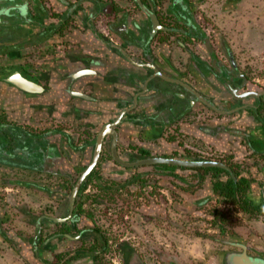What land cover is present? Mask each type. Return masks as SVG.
Returning <instances> with one entry per match:
<instances>
[{
    "label": "crops",
    "instance_id": "1",
    "mask_svg": "<svg viewBox=\"0 0 264 264\" xmlns=\"http://www.w3.org/2000/svg\"><path fill=\"white\" fill-rule=\"evenodd\" d=\"M141 2L155 21L135 0H0V247L20 264H26L24 257L35 260L30 245L39 238L42 220L68 213L73 187L92 161L97 134L106 126L117 134V154L125 155L128 149L161 155L181 149L167 137L172 132L183 133V146L221 139L218 147L248 168V197L264 209V115L206 112L170 81L191 84L199 95L215 98L213 103L223 83L221 72L233 78L226 76V81L237 89L239 80L245 83L247 76L236 61L240 50L223 37L252 32L249 10L255 8L254 0ZM170 6H180L177 18ZM161 23L165 30L157 29ZM241 44L248 50V44ZM12 72L35 88H17L9 78ZM245 126H252V133L242 135ZM224 127L231 130L223 133ZM216 134L218 140L208 137ZM104 141L91 177L119 180L102 176L118 168L107 158L111 136ZM209 181L177 187L171 181L173 187L163 189L173 195V214L193 219L192 227L212 231L205 244L215 246L213 259L220 264L235 252L232 248L244 244L228 237L233 230H228L229 223L218 218L214 224L207 216L224 205L243 214L244 223L264 230V215L249 217L210 197ZM86 185L82 182L76 201ZM158 207L151 202L137 210L151 219L165 211ZM11 262L0 256V264Z\"/></svg>",
    "mask_w": 264,
    "mask_h": 264
},
{
    "label": "rangeland",
    "instance_id": "2",
    "mask_svg": "<svg viewBox=\"0 0 264 264\" xmlns=\"http://www.w3.org/2000/svg\"><path fill=\"white\" fill-rule=\"evenodd\" d=\"M254 2L255 8L249 10L254 15L251 20L252 32H233L232 37H228V32L223 38L240 50L236 57L239 71L248 80L257 81L258 86L264 88V0ZM169 8L177 18L180 6ZM237 40H240L239 45L235 43ZM241 43L248 44L249 51ZM167 137L175 138L181 145L186 143L184 138L170 133ZM167 172L169 171L162 168H139L136 171L137 180L130 186L118 181L110 183L98 180L96 176L91 177L84 190L85 194L79 196L76 204L79 212L89 218L104 235L105 247L95 264H125L127 252L135 256L129 264H134L133 259L138 264H219L213 259L215 246L205 244L212 231L192 227L190 224L193 219L173 214L170 211L173 195L158 187V182L172 181L176 186H184L189 182L194 183V180L188 179L186 183L174 181L167 176ZM151 202L157 203L160 211L165 210L162 216L158 214L151 219L141 217L136 208L142 205L148 207ZM213 205L210 204V208ZM223 206L217 207L223 210V217L221 214L219 218L224 223H229L228 230L233 228L229 230L228 237L241 241L252 257L264 258V246L260 243L264 240V230L249 226L244 223L243 214ZM252 236L258 239H253ZM95 247H98L97 243ZM97 249L99 248L95 250ZM225 249L230 248L223 246V250ZM237 249L239 248L234 247L231 250ZM0 256H6L12 264H20L12 252H6L2 247Z\"/></svg>",
    "mask_w": 264,
    "mask_h": 264
},
{
    "label": "flooded vegetation",
    "instance_id": "3",
    "mask_svg": "<svg viewBox=\"0 0 264 264\" xmlns=\"http://www.w3.org/2000/svg\"><path fill=\"white\" fill-rule=\"evenodd\" d=\"M158 25H159V26H157L158 30H165L162 27V23L158 24ZM206 43H208V41ZM13 73L14 72H12L9 75V78L10 77L13 78L14 75L17 74V73H15V74H13ZM221 73H224V76H223L224 79H223V83L218 84L219 90H215L217 92L216 101L214 102L216 105L213 103L215 98H212L211 96H209V98L207 96L206 97L202 96L204 98V100H206L208 103H210L212 105V107H208L202 101L195 98L186 89H184L183 87H181V88L184 91H186L187 93H189V95L191 94L190 98H192L193 101H197L198 103H200L199 105H200L201 109L206 111V112H214L216 115L228 117V116H230L231 113L226 114L227 112L235 111L234 112L235 114L238 113V114L243 115V113H245L248 115V114L252 113L253 116H257L258 118L262 117V115H264V88L256 85L253 81L248 80L246 78L245 83H243V81L239 80L240 84H239V88L237 89V88H235V85L234 86L232 85L231 82L227 83V81H226V78L228 77L227 73H225V72H221ZM218 74H220V73H218ZM228 78L233 79L232 77H228ZM2 79L7 80L8 78L3 77ZM207 80L208 81L212 80L211 76H207ZM2 82L6 83L5 80ZM210 82L208 84H210ZM186 84H188L189 86L192 87L191 84H189V83H186ZM233 91H234V93H232ZM238 92H239V94H238ZM244 121H246V120H244ZM230 128L231 127H224L223 133L230 131L231 130ZM241 128L242 129L244 128L243 129L244 134L242 133V135H245V133H248V132L252 133V131H253L252 126H245V127H241ZM172 134L174 136H177L178 138H183V136H184L183 133L179 134L176 132H172ZM107 136H111V135H106L105 138ZM218 136L219 135H217V134H216V136L208 135V137H212V138H215L217 140L219 139ZM248 136H250V135L248 134ZM105 138H104V140H105ZM172 140H174L173 143H175L176 147H178V148L180 147L181 149H178V148H177L178 150H174V149L171 150L170 149V151L167 155H164V154L161 155V154H156V153L148 154L147 150H142V149H138L136 152H134V154H132L131 150L128 149L129 152L128 151L126 152L128 155L127 154L126 155L125 154H117V156L125 163H134V162H137V161H140L143 159H147V158H168V159H177V160H184V161L217 162V163H221V164L225 165L229 169L230 173L234 170H235V172L237 171V172H243V173H244V171L245 172L249 171L248 168H245V166L243 167L240 164H238L233 159V155L231 153L224 152L218 147V145H220L219 142L221 141V139H219V141H203V140H201V141L195 143V145H199V147L198 146H191V145L183 146L180 144V142L178 140L175 141V138H173V137H172ZM104 143H105V141H103V143H102V148H101V151H100V154L98 157V161H97L95 167L84 178L83 184L84 183L86 184L87 178H91V176L93 175V170L96 168V166H97V164H98V162L102 156L101 154H102L103 147L105 145ZM111 147H112V136H111V141L106 146V149L109 151L107 158L110 161L112 160V163H114V165H116L119 169L123 168V170H128V171L126 173L124 172V174L118 173L119 175H113L114 177H120V179L119 180H111L110 183H115L116 181H118L122 184H125V186L126 185L130 186L137 180V177H138V175L136 174L137 169L144 168V167L159 168V167H157L158 165H165V164H156V165H150V166L143 165V166H138V167H123V166L117 164L115 162V160L113 159ZM116 150H117V147H116ZM93 152H94V148H93ZM92 158H93V156H92ZM168 166H174V165H168ZM177 167H180V166H177ZM182 168H189V167H182ZM198 168H209V167H198ZM211 168H219V167H211ZM162 169H165V168H162ZM165 170L169 171V172H167V176L169 178L173 179L174 181L178 180L172 176V175H174L173 169H165ZM224 170H226V169H224ZM226 171H228V170H226ZM197 175L198 174H194L192 172H186V176L184 177V182L186 183V180H188V179H192L195 182L198 181L200 183H202L203 181H206L207 179L210 180V178L205 177V179H203L201 182L200 181L201 179ZM100 177L103 178L102 176H100ZM178 181H180V180H178ZM161 185H162V183H161ZM158 187H160V182H158ZM163 188L168 189L166 187H163ZM75 201H76V199L74 200L73 207L71 210H69L70 209V201H69V204H67L68 213L62 219L53 218L52 220H49V219L44 218L42 220L43 226H42L40 234H39V238H40L39 241L42 244L50 243L51 245L52 244L54 245V249H55L54 252L46 251V250L44 251V255H47L46 258L53 259L54 264L64 263L68 253L71 254L72 259L75 258L76 257L75 256L76 251L79 252L81 250H85L86 252L89 251V255H87V256L86 255H80V252H79V255L80 256H86L85 260H88V264L89 263L95 264L96 259L99 256H101V254H102L101 251H103V249L105 247L106 242L104 240L103 233L95 226V224L93 222H91V220H89V218H87L88 221L84 220L85 223H82V222L81 223H78V222L75 223V221H81L82 219H86V216L84 214H82V212L81 213L79 212V210L77 208V204L75 206ZM136 209H138V207ZM215 209L219 210L218 208H215ZM215 209L213 211H215ZM47 212H48V210H47ZM48 213H50V212H48ZM80 214L82 215V217H76V215H80ZM47 220H49L51 223H49V222L47 223ZM48 224H52V226H48ZM99 242H101V244ZM96 243L99 245H103V249L101 248V250L97 249L95 251L94 248H95ZM242 246L246 249L247 255L252 257L247 252V247L245 245H237V247L239 249L235 250V252L232 251V252L226 254L225 257L227 259L224 260V264H236V257H238V255L241 254L243 251ZM252 258H260V259L264 260V258H261V257H252ZM93 259H94V261H93ZM73 261H74V259H73Z\"/></svg>",
    "mask_w": 264,
    "mask_h": 264
},
{
    "label": "trees",
    "instance_id": "4",
    "mask_svg": "<svg viewBox=\"0 0 264 264\" xmlns=\"http://www.w3.org/2000/svg\"><path fill=\"white\" fill-rule=\"evenodd\" d=\"M159 168H165V169H173L174 175L176 179L184 182V177L186 176V172H192L194 174H198L197 176L201 179L202 182L203 179L210 178V181L208 184L210 185L212 189V196L210 197L214 198L217 201L222 202L225 205H230L236 207V209L240 212L246 213L249 215V217H258L264 215V209H262L261 206L255 205L251 199L248 197V191L250 189L252 180L248 176L249 172L244 171L243 172H235L232 171L231 173L229 171H226L222 168H182L177 166H168V165H158ZM128 170H123V168H116L112 171L110 170L109 173L102 172V176H113V175H119L118 173L124 174ZM131 171V170H130ZM172 173V174H173ZM87 181L90 182V178H87ZM160 187H166V188H172V184L170 182H161ZM86 185V184H85ZM174 186H176L174 184ZM177 187V186H176ZM83 187H81L80 192L82 191ZM197 190L200 189L199 187L196 188ZM193 193V192H192ZM81 213V212H80ZM223 213L221 210H216L210 213L207 217L212 221L214 224L217 222V219L219 216ZM76 217H82V215H76ZM220 219V218H219ZM224 219V218H223ZM82 219V223H85V220ZM85 229V228H84ZM39 237V236H38ZM40 238H36L33 244L30 246L32 247L31 251L33 253V256L35 260L32 262L29 261L24 257L26 264H54V260L50 258H46V255H44V251H51L54 252V245L47 243L42 244L39 241ZM101 244V242H99ZM264 246V241L260 242ZM100 248L103 249V245H99L98 247H95L94 249ZM51 249V250H50ZM96 251V250H95ZM80 255H89V251L86 252L85 250L79 251ZM79 252L76 251V257L72 259L71 254L68 253L66 256V260L64 263L61 264H88V260H85L86 256H80ZM91 253V252H90ZM95 254V253H94ZM96 255V254H95ZM39 256V257H38ZM37 257V258H36ZM126 261L125 264H129V261L131 258L134 257V254L131 252H127L126 254ZM94 261V259H93ZM136 259H133V263L136 264ZM94 264V263H91ZM138 264V262H137ZM220 264H224V260L220 261Z\"/></svg>",
    "mask_w": 264,
    "mask_h": 264
},
{
    "label": "water",
    "instance_id": "5",
    "mask_svg": "<svg viewBox=\"0 0 264 264\" xmlns=\"http://www.w3.org/2000/svg\"><path fill=\"white\" fill-rule=\"evenodd\" d=\"M135 2L140 8H142L148 14V16L150 18L153 19V21H155L154 16L145 9L141 0H135ZM157 75L161 78H164L165 80H169L168 78H166L165 76L160 74V72H157ZM170 81H172L176 84H179L181 87H183L188 92H190L195 98L202 101L208 107H212V105L210 103H208L206 100H204V98L201 95H199L188 84H186L182 81H179V80L171 79ZM12 82L17 88H20V89L25 90V91H31L35 88V86H33V84L25 81L18 74L14 75V77L12 78ZM232 93H234V91ZM110 128H111L110 126H106L97 134L92 161L89 164V166L87 167V169L80 176V178L76 182L75 186L73 187L72 194L70 196V209H72V207H73L75 196H76V194L80 188V185L84 181V178L92 171V169L95 167V165L98 161V157H99V154H100V151L102 148V143H103L106 135L112 136L111 152H112L113 159L115 160V162L117 164H119L123 167H138V166H143V165L150 166V165H156V164H165V165H174V166L189 167V168L219 167V168H223V169H226L229 171V169L225 165H223L221 163H217V162H211V161H184V160L168 159V158H147V159H143V160H140V161H137L134 163H125L117 156V152H116L117 134L113 129H110ZM108 130H110L111 132H109ZM242 250H243L242 253L239 254L238 257H236V264H264L263 259L252 258V257L248 256L246 253V249L243 246H242Z\"/></svg>",
    "mask_w": 264,
    "mask_h": 264
}]
</instances>
